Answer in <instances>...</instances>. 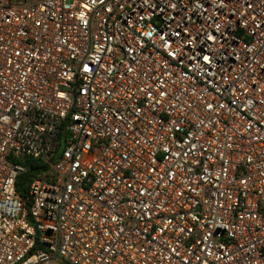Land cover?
I'll list each match as a JSON object with an SVG mask.
<instances>
[{"label":"built area","instance_id":"built-area-1","mask_svg":"<svg viewBox=\"0 0 264 264\" xmlns=\"http://www.w3.org/2000/svg\"><path fill=\"white\" fill-rule=\"evenodd\" d=\"M0 264H264V0H0Z\"/></svg>","mask_w":264,"mask_h":264},{"label":"trees","instance_id":"trees-1","mask_svg":"<svg viewBox=\"0 0 264 264\" xmlns=\"http://www.w3.org/2000/svg\"><path fill=\"white\" fill-rule=\"evenodd\" d=\"M26 171L20 174L16 181V188L18 194L23 198L27 199L30 191V184L33 179L40 175L46 166L39 160L27 158L24 160ZM29 205V203H27Z\"/></svg>","mask_w":264,"mask_h":264}]
</instances>
